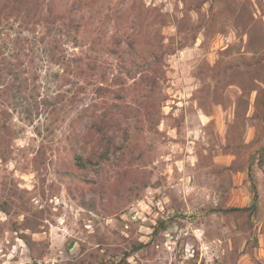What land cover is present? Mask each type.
Returning a JSON list of instances; mask_svg holds the SVG:
<instances>
[{
    "label": "rangeland",
    "instance_id": "374dc122",
    "mask_svg": "<svg viewBox=\"0 0 264 264\" xmlns=\"http://www.w3.org/2000/svg\"><path fill=\"white\" fill-rule=\"evenodd\" d=\"M24 4H0V264H264V0ZM57 17L82 45L41 41Z\"/></svg>",
    "mask_w": 264,
    "mask_h": 264
},
{
    "label": "trees",
    "instance_id": "16d2710c",
    "mask_svg": "<svg viewBox=\"0 0 264 264\" xmlns=\"http://www.w3.org/2000/svg\"><path fill=\"white\" fill-rule=\"evenodd\" d=\"M2 9L6 10L8 13H15V15H19L21 10L23 9L24 0H1L0 2ZM46 25V33L41 38V41L44 42L47 39V42L50 44H53V47L56 46V33L59 29L62 30L61 35L66 39L68 43H71L73 48H78L81 44L78 36V29L79 25L75 23V20L72 17L64 18V17H57L53 20H44ZM58 25V26H57ZM58 29V30H57ZM57 30V31H56ZM54 56L51 55V58ZM54 61V60H53ZM78 61H82V59H79ZM92 64L95 65V62H92ZM150 71L156 73V69H150ZM104 124H106L105 121H99L97 123H94L89 130V136L95 137V135L100 134L103 132ZM77 153V150L75 149V146H73L72 149V165L77 168H84L88 166H93L94 164L100 163L103 161L104 158H106V155L104 153L100 154H94L90 158L83 159L81 158ZM107 153V152H106ZM70 176H74L73 173L69 174ZM253 189L255 190V185H253ZM252 206L251 208H253ZM250 208H231L227 211H239L244 212L247 211Z\"/></svg>",
    "mask_w": 264,
    "mask_h": 264
}]
</instances>
